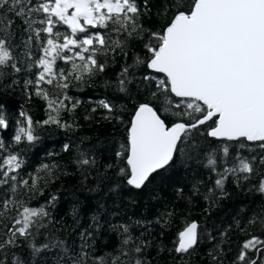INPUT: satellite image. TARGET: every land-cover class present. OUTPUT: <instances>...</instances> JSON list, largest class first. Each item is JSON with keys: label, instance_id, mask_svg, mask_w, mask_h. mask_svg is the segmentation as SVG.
Returning <instances> with one entry per match:
<instances>
[{"label": "snow or ice", "instance_id": "snow-or-ice-1", "mask_svg": "<svg viewBox=\"0 0 264 264\" xmlns=\"http://www.w3.org/2000/svg\"><path fill=\"white\" fill-rule=\"evenodd\" d=\"M153 16L158 23L147 26ZM117 56L125 62L105 86L134 101L130 119H123L125 107L106 98L83 117L92 120L102 109L103 119L125 127L126 142L114 152L115 162L104 166L118 177L111 194L121 187L143 189L179 159L209 173L211 186L203 179L192 185L193 195L206 202V217L231 198L230 177L241 192L264 199V0H156L155 11L151 0H0V96L19 88L28 100L34 95L44 101L47 113L34 121L19 111L11 143L0 138V264H47L49 254L52 264H153L152 248L162 256V242L145 235L153 222L139 219L106 222L118 243L97 254L103 203L88 227L74 206L76 227L62 238L50 211L59 197L51 194L31 206L55 181L60 165L44 163L21 175V153L40 140L37 128L75 130L76 117L69 122L63 114H74L83 101L69 89L104 73ZM10 126L0 103V132ZM72 148L62 145L63 152ZM73 163L87 170L97 162L77 144ZM230 215L226 228L185 223L168 249L171 259L190 264L208 242V264H264V204L241 206ZM171 216L165 211L155 223L163 229Z\"/></svg>", "mask_w": 264, "mask_h": 264}, {"label": "trees", "instance_id": "trees-1", "mask_svg": "<svg viewBox=\"0 0 264 264\" xmlns=\"http://www.w3.org/2000/svg\"><path fill=\"white\" fill-rule=\"evenodd\" d=\"M153 11H155L156 0H151ZM158 20L153 16L152 20H146L147 26H154ZM64 31L62 27L60 29ZM134 47L139 50L140 45L134 42ZM103 62L104 57H100ZM131 54L129 56V62ZM125 61L117 56L115 62L109 59V67L104 73L99 74L85 85L73 86L69 89V94L78 98L83 103L76 109L74 114H63V119L72 122L73 115L76 117L75 123L78 125L75 130L64 131L53 126L37 128L40 140L28 151L22 152L24 167L21 175L34 173L42 164H58L59 169H55L57 178L44 188V195L31 201V206L38 207L44 204L46 199L55 194L59 197L55 208L51 209V215L55 221L53 227L62 238H67L76 227V221L72 212L73 207L80 209L77 217L84 227H88L90 217L97 214L100 203L104 204L101 211L100 234L96 239L97 254L111 249L118 243V237L114 232L107 231V223L120 224L131 223L132 220L152 221L150 232L145 233L147 239L154 242H162L164 252L162 256H157L155 248L149 250V258L153 264H176L171 259L168 249H171L177 239L178 232L185 223L192 220L198 221L202 228H211L215 223L218 228H226L231 222V213L241 206L258 209L264 204V199L255 193L241 192L235 187L230 177L226 183V189L231 194L229 200L221 201L222 207L216 209L211 217H206L204 208L206 202L200 197L193 195L192 185L196 180L203 179L206 186H211L208 179L209 173L195 161H190L187 166L181 164L178 159L170 169L161 171L154 176L151 182L141 190L128 187H121L117 195L108 191L109 186L118 180L115 175L116 170L110 169L105 173L104 166L114 163L116 158L114 152L119 150L120 145L126 142L125 127L115 120L103 119L104 110L97 109L92 113V120H85V114L91 112L95 102L101 98L118 103L126 110L123 112L125 121L130 119L134 101H129L114 94L113 90L105 86L106 81H115L121 65ZM61 67H65L60 62ZM0 103L5 105V114L10 119V128L5 132H0V138L6 144L11 143V137L16 128L15 120L21 110L27 111L34 121H42L47 118L45 103L36 96L28 100L19 88L8 95L0 96ZM83 140V143H81ZM70 143L72 151L63 152L62 145ZM95 156L96 166L87 170H78L73 163L76 155V145ZM20 149L24 145L18 146ZM13 148L12 151H16ZM53 153V155H49ZM62 171L69 174L63 175ZM87 179H84V176ZM215 176L213 175V180ZM182 189L180 193L178 190ZM202 190L205 187L202 186ZM165 211L172 212L167 225L156 224L155 221ZM163 230V235H161ZM139 231V229H135ZM243 239V237H241ZM210 249L208 242H202L199 249L191 256L190 264H208L207 252ZM57 250H53L56 252ZM47 264H52V256L48 255Z\"/></svg>", "mask_w": 264, "mask_h": 264}]
</instances>
